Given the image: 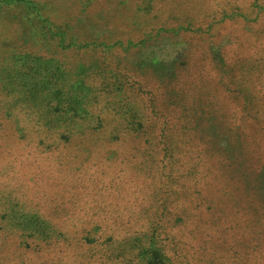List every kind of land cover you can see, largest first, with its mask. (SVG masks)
<instances>
[{
	"label": "trees",
	"instance_id": "obj_1",
	"mask_svg": "<svg viewBox=\"0 0 264 264\" xmlns=\"http://www.w3.org/2000/svg\"><path fill=\"white\" fill-rule=\"evenodd\" d=\"M10 1L37 11L53 52L0 21V264H264V28L224 31L257 0L80 45L40 0ZM161 36L196 41L163 59Z\"/></svg>",
	"mask_w": 264,
	"mask_h": 264
},
{
	"label": "rangeland",
	"instance_id": "obj_2",
	"mask_svg": "<svg viewBox=\"0 0 264 264\" xmlns=\"http://www.w3.org/2000/svg\"><path fill=\"white\" fill-rule=\"evenodd\" d=\"M119 1H122L120 4ZM200 1V0H199ZM198 0H40L43 7L50 12V16L54 22L59 23H70L76 25L79 33L82 34L81 37H75L72 42L76 45L83 44L84 38L92 34L97 36L99 32V26L109 27L110 30L114 28L118 31V37L124 40L131 39L135 42H139L143 34L146 32L143 30L135 31L131 29L130 24L134 25L133 22H142L144 24L145 20L148 23L147 26L155 24L156 16H164L167 14L168 9H173L182 6H191L193 10L201 9V1ZM45 5V6H44ZM122 7H119V6ZM150 5L153 11L149 15L141 14L139 12L140 7ZM32 7V6H30ZM37 11L33 8H29V5L24 3H15L10 0H2L0 3V21L8 24L7 26L12 27L9 31V35L12 38H16L17 35L22 34L21 30L25 33L22 37L26 40H30L31 43L35 44L33 49H40L42 52L48 54L52 53V46L48 44L51 40L48 39L49 35L46 34V29L43 28V24L38 23V19L33 20ZM121 18V20L119 19ZM246 19V20H245ZM237 24L230 25L226 24L225 32L231 30L239 31H252L264 28V0H257L253 6L250 7L249 13ZM30 20H33L35 26H31ZM21 28V29H20ZM157 30V29H156ZM111 32V31H110ZM113 32V31H112ZM143 33V34H142ZM155 33V32H154ZM101 34V33H100ZM110 35V36H109ZM176 35V34H175ZM102 36H108V39H114L112 33H104ZM192 37H194L192 35ZM207 39L208 38H201ZM188 40L187 37L183 36H164L159 37L153 43L151 50L153 54L159 56L163 59L171 58L172 53L176 52H186L187 48L192 44L194 48V41ZM192 42L190 45L188 43ZM139 46V45H138ZM140 50V49H139ZM144 51V48L141 49ZM146 50V49H145ZM122 51V50H121ZM144 52L138 53L135 56H130L129 59H139L144 57ZM56 214H51L53 216ZM60 217L64 215H70L69 210L61 212ZM67 216V217H68ZM52 218V217H51ZM54 219V218H52ZM64 217L61 220H56V222L62 226L64 230H67V223H62ZM67 219V218H66ZM55 220V219H54ZM7 237L9 250L13 251L17 245V237L14 234H3ZM52 255V253H51Z\"/></svg>",
	"mask_w": 264,
	"mask_h": 264
}]
</instances>
